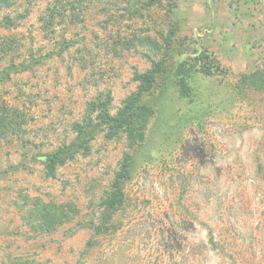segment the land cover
Returning a JSON list of instances; mask_svg holds the SVG:
<instances>
[{
    "label": "rangeland",
    "instance_id": "obj_1",
    "mask_svg": "<svg viewBox=\"0 0 264 264\" xmlns=\"http://www.w3.org/2000/svg\"><path fill=\"white\" fill-rule=\"evenodd\" d=\"M3 15L16 23L0 27V96L26 122L0 138V264H264V90L238 85L264 67V0H17ZM160 59L145 139L98 123L46 176L45 153L98 122L91 104L115 114ZM126 158L117 229L94 233ZM38 202L67 206L49 231L31 224Z\"/></svg>",
    "mask_w": 264,
    "mask_h": 264
},
{
    "label": "trees",
    "instance_id": "obj_2",
    "mask_svg": "<svg viewBox=\"0 0 264 264\" xmlns=\"http://www.w3.org/2000/svg\"><path fill=\"white\" fill-rule=\"evenodd\" d=\"M17 0H0V11L4 8L12 7ZM55 8H47L42 16V27L44 30L54 21L56 15ZM16 23V17L3 15L0 18V27L9 28ZM198 60L207 57L202 53ZM13 64L10 65V69ZM8 68V69H9ZM164 72L163 59L154 61L149 69L135 76L138 81V89L131 93L122 101L121 107L115 114H110L108 109L109 99H97L91 104L92 111H95V119L91 115H84L80 122L73 125L75 137L68 143H61L55 149L45 153L42 161L46 176H53L55 168L64 164L68 159L77 153H87L90 149V141L95 133L100 130L98 123L105 127L106 136L111 137L118 131H124L127 139L138 145L145 139L146 129L151 117L154 114L152 105L142 101L144 94H149L154 88L157 77ZM208 73H212L209 70ZM8 76L5 68L0 72V81ZM238 85L244 89L264 90V67L256 69L250 73H243L239 76ZM186 85H182L185 87ZM188 87V86H187ZM190 90V87L187 88ZM188 91H183L181 95H186ZM26 122L24 113L16 106L0 96V138L8 141L21 140L24 131L23 125ZM130 178L129 159L126 158L121 168L115 173L106 195L101 200V209L98 215V222L93 226L94 233H111L116 230L115 217L122 208L125 201L124 184ZM67 206L62 204H50L47 202L32 203L29 207V214L33 215L31 224L34 228L41 227L43 232L54 228L57 221L65 215ZM213 246V240L210 241ZM157 244V242H156ZM157 246V245H156Z\"/></svg>",
    "mask_w": 264,
    "mask_h": 264
}]
</instances>
